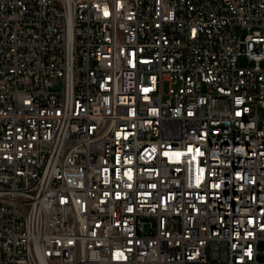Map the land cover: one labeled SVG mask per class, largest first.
Returning a JSON list of instances; mask_svg holds the SVG:
<instances>
[{"label": "built area", "instance_id": "1", "mask_svg": "<svg viewBox=\"0 0 264 264\" xmlns=\"http://www.w3.org/2000/svg\"><path fill=\"white\" fill-rule=\"evenodd\" d=\"M249 57L264 0H0V264H264V162L226 164L225 140L264 139ZM227 197L241 233L213 220Z\"/></svg>", "mask_w": 264, "mask_h": 264}, {"label": "bare ground", "instance_id": "2", "mask_svg": "<svg viewBox=\"0 0 264 264\" xmlns=\"http://www.w3.org/2000/svg\"><path fill=\"white\" fill-rule=\"evenodd\" d=\"M250 65H263L264 57H249ZM210 94L215 99H224V91L221 90L217 82H210ZM256 121L252 111H244L237 119L236 135L240 138H249L255 134ZM154 147V139H145L141 141L140 152H148V148ZM240 149V165L247 167V172L259 170L260 162H264V139L260 141V146H256V141L248 139L225 140V149H230L227 153L226 164H233L238 160ZM178 152V145H164V153ZM218 192L223 196H231L237 194V183L230 180H222L218 184ZM232 213H240L245 210V203L234 204V197H227V201H221L213 207V220L224 221L227 234L241 233L242 224H236V219H230V212L225 209H231ZM253 215L255 221H262L264 217V207H254ZM229 250L234 254L242 253V245L238 243H229ZM236 264V263H228Z\"/></svg>", "mask_w": 264, "mask_h": 264}, {"label": "snow or ice", "instance_id": "3", "mask_svg": "<svg viewBox=\"0 0 264 264\" xmlns=\"http://www.w3.org/2000/svg\"><path fill=\"white\" fill-rule=\"evenodd\" d=\"M107 14H108L107 9H105V15H107ZM238 102H239V100H238ZM188 151H190V152L193 151L192 146H189ZM195 151L198 153L199 149H196ZM165 155H168V153H165ZM175 155L177 158H179L181 153L177 152V153H175ZM193 158H195V157H193ZM200 171L202 172L203 170L201 169ZM129 175H130V173H129ZM237 175H239V173H237ZM201 178H202L201 176H199V175L197 176V183H199ZM216 186L218 187L219 185H216ZM261 227H264V225H261ZM69 242L71 243V241H69ZM249 254H250V252H249ZM121 255H122L121 253L117 252L116 258L119 259L121 257Z\"/></svg>", "mask_w": 264, "mask_h": 264}]
</instances>
